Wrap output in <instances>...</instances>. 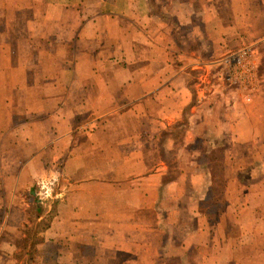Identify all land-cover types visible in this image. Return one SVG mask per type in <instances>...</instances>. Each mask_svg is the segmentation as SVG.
Instances as JSON below:
<instances>
[{
    "label": "crops",
    "instance_id": "obj_1",
    "mask_svg": "<svg viewBox=\"0 0 264 264\" xmlns=\"http://www.w3.org/2000/svg\"><path fill=\"white\" fill-rule=\"evenodd\" d=\"M166 1L0 0V144L22 145L0 150V172L13 167L4 203L14 218L17 193L48 181L55 208L38 251L54 264H240L264 236L258 204L191 198L183 219L173 207L186 188L240 186L219 181L223 162V177L242 169V151L234 102L209 73L241 48L264 61V0L257 16V0ZM180 138L202 141L216 165L192 161L170 178ZM262 252L248 262L264 264Z\"/></svg>",
    "mask_w": 264,
    "mask_h": 264
},
{
    "label": "rangeland",
    "instance_id": "obj_2",
    "mask_svg": "<svg viewBox=\"0 0 264 264\" xmlns=\"http://www.w3.org/2000/svg\"><path fill=\"white\" fill-rule=\"evenodd\" d=\"M158 4L160 8L164 7L167 10L169 9L166 0H158ZM220 4H222V1H220ZM260 10L261 8L257 0L255 6L256 16ZM233 54L234 68L231 66L230 62L227 64L224 62L228 56ZM206 55L209 56L208 53H206ZM239 56L245 59L240 64H237L236 60ZM229 66L233 69L234 73L232 79L229 78ZM209 74L211 82L218 86L220 91L219 94L222 95L225 100L228 99L230 102H234V138L240 139L238 142L239 148L236 150L242 151V155L233 157L235 160L237 158L236 163L242 164V169H238L234 166V170L231 173L227 171L226 177H223L222 168L228 167V162H223L220 168L219 181L225 183L227 180L228 182L234 175V181L239 180L240 186L234 185V190H230V187L224 185L219 187V189L199 188L194 190L186 188L183 197L185 200L184 206L180 204L173 206L175 211L176 208H180V212H174L175 218L183 219L184 216L188 218L189 200L191 198L194 200L203 196H206L207 199L215 198L216 200L223 201L225 199L230 201L232 198L237 206L244 207L248 204L249 208H252L254 204H258V208L255 212L262 217V215L264 216V61L258 62L251 48H241L226 53L222 60V67L218 66L216 69L210 70ZM191 77L194 82L193 84L197 85L199 83L198 74L191 75ZM183 129L184 128L181 127H176L174 129V134L177 138L181 137ZM246 139H248V142ZM13 143L15 142H3L2 145L0 144V150L4 149L5 152H10L11 154H14L15 150H22V145L18 146L17 142L15 144ZM67 146L68 144L64 143L62 148ZM205 150L206 147L202 141H192L184 146L181 138L179 140L177 139L175 142V150L168 156L171 166L169 177L177 178L178 168L186 169L190 165L193 166V164L190 163L192 161H196L204 168L206 166L209 167L212 163L216 165L214 156H207V154L203 155L204 152L206 153ZM236 150L234 153L237 152ZM181 152L184 155H182ZM188 153L191 155L187 156ZM244 153L247 154L244 155ZM17 158L18 157L15 156L13 158L9 157L8 159L14 161L17 160ZM12 171L13 167L3 169L2 172H0V230L2 231V239L4 241L3 245L0 246V256L4 257L1 264H54V252L50 250H46L45 253L38 251L40 245L38 240L42 238L40 236L41 225H37L38 221L35 218L37 213L43 215L44 210H47L48 213L41 223H51L55 208V200L51 190L53 188H51L52 186H48L47 181L43 184L39 183L33 185L30 190H24L23 194H21V191L17 193L18 199L13 210L14 218L10 216L8 219L9 209L4 203L6 201V197H4L6 187H4V184L8 186L11 183L9 181H4L2 177L10 176ZM203 178L204 181H202V184H205L204 182L208 183L210 180L208 175L206 178ZM211 179L213 180V178ZM10 191L11 190H9V192ZM182 192L183 190L181 189H175V197L177 198ZM37 207H40L39 212L36 210ZM201 209L202 211L204 210V208ZM232 209H234V207ZM25 214H27L26 217H24ZM196 222V219H192L189 216L185 224H189L192 229L196 226ZM261 226L263 229L262 222ZM173 235H178L176 229L173 230ZM7 243L13 245V247L10 246L8 255H6L8 251ZM248 243L251 244L254 250L251 251V248L248 246L247 254L242 250L238 251L237 260L240 261V264H252V262H248L247 257L251 256L250 258H254L256 261L258 255H261V253H263L262 251H264V236H257L252 242L249 241ZM12 251L13 254L10 253Z\"/></svg>",
    "mask_w": 264,
    "mask_h": 264
},
{
    "label": "built area",
    "instance_id": "obj_3",
    "mask_svg": "<svg viewBox=\"0 0 264 264\" xmlns=\"http://www.w3.org/2000/svg\"><path fill=\"white\" fill-rule=\"evenodd\" d=\"M245 58L242 57V56H239L237 57V60H236V63L237 64H240L241 62H243ZM230 60V61H229ZM225 64H227L228 62H230L231 66L234 68V54L233 55H230L228 56L225 60H224ZM230 67V66H229ZM233 69H231L230 67V75H229V78L232 79L233 78Z\"/></svg>",
    "mask_w": 264,
    "mask_h": 264
},
{
    "label": "trees",
    "instance_id": "obj_4",
    "mask_svg": "<svg viewBox=\"0 0 264 264\" xmlns=\"http://www.w3.org/2000/svg\"><path fill=\"white\" fill-rule=\"evenodd\" d=\"M36 210L39 212L40 207H37ZM42 220H43V219H41L40 221L37 222V225H41L40 235H41L42 232H44V231H45L46 229H48V227L50 226V224L47 223V222H42V223H41ZM48 222H49V221H48ZM41 239H42V238H40V239L38 240V243H41V241H42Z\"/></svg>",
    "mask_w": 264,
    "mask_h": 264
}]
</instances>
